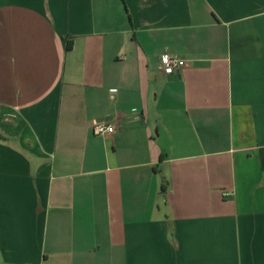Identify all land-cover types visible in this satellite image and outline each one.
I'll return each mask as SVG.
<instances>
[{
    "label": "crops",
    "instance_id": "obj_1",
    "mask_svg": "<svg viewBox=\"0 0 264 264\" xmlns=\"http://www.w3.org/2000/svg\"><path fill=\"white\" fill-rule=\"evenodd\" d=\"M0 264H264V0H0Z\"/></svg>",
    "mask_w": 264,
    "mask_h": 264
},
{
    "label": "built area",
    "instance_id": "obj_2",
    "mask_svg": "<svg viewBox=\"0 0 264 264\" xmlns=\"http://www.w3.org/2000/svg\"><path fill=\"white\" fill-rule=\"evenodd\" d=\"M184 65L185 61L177 55L164 54L162 56L161 68L166 75L179 73ZM91 129L92 133L97 136H105L115 132V126L111 124L108 118L94 120Z\"/></svg>",
    "mask_w": 264,
    "mask_h": 264
},
{
    "label": "trees",
    "instance_id": "obj_3",
    "mask_svg": "<svg viewBox=\"0 0 264 264\" xmlns=\"http://www.w3.org/2000/svg\"><path fill=\"white\" fill-rule=\"evenodd\" d=\"M72 49V41L69 40L68 43H67V50H70Z\"/></svg>",
    "mask_w": 264,
    "mask_h": 264
}]
</instances>
